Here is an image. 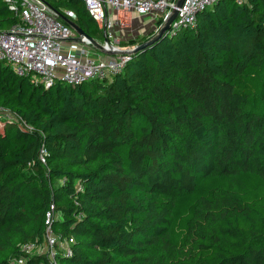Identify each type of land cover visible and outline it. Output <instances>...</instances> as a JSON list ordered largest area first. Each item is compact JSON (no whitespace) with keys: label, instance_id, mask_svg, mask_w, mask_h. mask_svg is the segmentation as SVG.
<instances>
[{"label":"trees","instance_id":"16d2710c","mask_svg":"<svg viewBox=\"0 0 264 264\" xmlns=\"http://www.w3.org/2000/svg\"><path fill=\"white\" fill-rule=\"evenodd\" d=\"M46 2L105 39L82 0ZM19 21L0 0V29ZM166 33L111 81L45 88L0 62V264H51L22 248L51 205L74 239L58 264H264V0Z\"/></svg>","mask_w":264,"mask_h":264},{"label":"built area","instance_id":"2783aa9c","mask_svg":"<svg viewBox=\"0 0 264 264\" xmlns=\"http://www.w3.org/2000/svg\"><path fill=\"white\" fill-rule=\"evenodd\" d=\"M11 9L17 12L20 21L9 29H0V62L9 65L17 75L30 77L36 84L45 88L58 82L78 85L89 81H111L121 74L130 54L94 56V49L86 39L74 42L75 30L64 21L46 0H6ZM99 28L102 29L106 47L113 50L123 49L117 29L130 26L135 18H147L158 23L159 31L170 17L177 0H82ZM219 0H186L178 8V17L171 27L174 32L182 27H195L200 12L214 6ZM239 3L245 0H237ZM113 12L116 17L113 18ZM66 16L76 18L73 11ZM104 39V40H105ZM132 49V48H128ZM13 115L0 106V115ZM46 150L40 158L43 162ZM57 217L54 205L46 214L47 231L42 242L36 241L23 245L31 256L45 255L51 264H58L59 253L73 255V238L62 240L52 229V220ZM38 252V253H37ZM11 264H28L27 257L14 259Z\"/></svg>","mask_w":264,"mask_h":264},{"label":"water","instance_id":"95a60500","mask_svg":"<svg viewBox=\"0 0 264 264\" xmlns=\"http://www.w3.org/2000/svg\"><path fill=\"white\" fill-rule=\"evenodd\" d=\"M185 1L186 0H177V2L175 3V5H174V7L172 9V13H171L169 19L163 25H161L159 31L157 33H155L151 38H149L147 41H145V42H143V43H141L139 45H136L132 49H121V50H113V49L107 48L106 45H105V43L108 42L107 39H105L104 41H101V40H98V39L88 35L74 20L68 18L65 15L59 14L54 9L53 10L64 21H66L68 24H70L71 27L75 30L76 36L71 38L72 41L82 43V42L85 41L84 39H86V40H88L90 42L91 46L94 49L101 51L105 55H112V54H116V53L132 54V53H135L138 50L143 49L146 46L154 43L156 40H158L160 37H162L166 32L168 33V30L171 28V24L178 17V12H179L178 8L182 7L184 5Z\"/></svg>","mask_w":264,"mask_h":264},{"label":"rangeland","instance_id":"374dc122","mask_svg":"<svg viewBox=\"0 0 264 264\" xmlns=\"http://www.w3.org/2000/svg\"><path fill=\"white\" fill-rule=\"evenodd\" d=\"M112 17L115 18L116 14L113 12ZM129 30L136 32L131 37H125L124 39L121 38L120 46L123 49L134 48L136 45L140 43L137 40H140L141 37H147L148 39L151 38L155 33H157L158 23L152 22L150 19L147 18H136L132 20L130 26L128 27ZM153 33V34H152ZM151 35V36H150ZM120 39V38H119ZM104 41V40H102ZM92 54L94 56H103V53L99 50L92 49ZM16 118L14 115H0V128L3 126L4 122L7 120H11ZM57 217H61L60 213H57ZM38 253V252H37Z\"/></svg>","mask_w":264,"mask_h":264},{"label":"crops","instance_id":"0c3cea01","mask_svg":"<svg viewBox=\"0 0 264 264\" xmlns=\"http://www.w3.org/2000/svg\"><path fill=\"white\" fill-rule=\"evenodd\" d=\"M136 19V18H135ZM134 20V19H133ZM132 22V21H131ZM131 24V23H130ZM136 32H133L132 30H129L128 27L121 29L118 28L117 29V35L119 36V38L124 39L125 37H131L133 34H135ZM105 55V54H103Z\"/></svg>","mask_w":264,"mask_h":264}]
</instances>
